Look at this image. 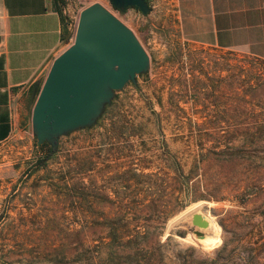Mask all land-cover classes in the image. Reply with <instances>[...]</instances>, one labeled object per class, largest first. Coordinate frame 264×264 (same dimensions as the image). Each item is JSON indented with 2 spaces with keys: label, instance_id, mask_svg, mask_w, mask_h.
Wrapping results in <instances>:
<instances>
[{
  "label": "rangeland",
  "instance_id": "obj_1",
  "mask_svg": "<svg viewBox=\"0 0 264 264\" xmlns=\"http://www.w3.org/2000/svg\"><path fill=\"white\" fill-rule=\"evenodd\" d=\"M52 1L60 8L63 41L69 45L79 11L94 1ZM146 1L149 10L145 14L137 10L134 17L128 12L118 16L111 10L139 40L149 65L134 82L114 91L93 124L59 136L48 157L49 145L43 142L47 152L40 149L31 127L0 143V264H71L66 231L84 220V214L72 208L75 203L83 208L88 202L86 195L75 199L78 192L97 188L102 194L93 201L97 207L118 205V194L128 197L121 203H128L134 190L146 187L129 178L132 162L142 159V173L164 171L163 144L177 155L184 172L188 169L192 146L189 143L187 148L184 138L189 125L225 128L264 119V91L255 84L262 71L261 59L190 40L180 33L170 2ZM244 89L241 99L237 92ZM76 156L84 160L81 173L68 182L74 189L64 195L65 188L53 184L74 165ZM120 169L125 171L123 180L117 175ZM255 205L245 206L249 212L244 213V202L235 198L187 200L167 218L159 235L166 261L196 264L213 258L223 238L241 237L247 232L245 224L255 222L252 215L260 217L261 207ZM193 213L201 214L208 226H194ZM194 231L203 235L198 238ZM245 258L239 251L223 264H242Z\"/></svg>",
  "mask_w": 264,
  "mask_h": 264
},
{
  "label": "trees",
  "instance_id": "obj_2",
  "mask_svg": "<svg viewBox=\"0 0 264 264\" xmlns=\"http://www.w3.org/2000/svg\"><path fill=\"white\" fill-rule=\"evenodd\" d=\"M63 33L64 27L62 38ZM259 63L262 71L257 73L255 84L264 91V59ZM243 91L247 89L237 92L241 99ZM184 141L187 148L189 143L192 146V162L185 172L177 155L165 144L160 149L161 160L167 163L164 171L142 173V159L132 162L129 178L146 187L134 190L128 203H121L128 197L118 194V205L97 207L93 201L102 195L97 188L84 194L78 192L75 199L86 195L88 202L83 208L77 203L72 208L74 212L81 211L84 220L78 225H69L66 231L67 253L73 256L71 264H170L159 241L167 218L187 200L221 201L228 197L244 202V213L249 212L245 206L256 203L253 208L261 207V215L251 213L256 220L245 224L247 232L231 241L223 238L213 258L196 264H223L237 257L239 251L246 254L242 264H264V119L245 126L230 124L225 128L194 123L188 126ZM38 147L45 151L47 144ZM82 159L76 156L74 165L60 174L58 184H53L62 185L64 195L74 189L67 185L80 175ZM117 171L118 178L123 180L125 171ZM179 264H185L184 260Z\"/></svg>",
  "mask_w": 264,
  "mask_h": 264
},
{
  "label": "crops",
  "instance_id": "obj_3",
  "mask_svg": "<svg viewBox=\"0 0 264 264\" xmlns=\"http://www.w3.org/2000/svg\"><path fill=\"white\" fill-rule=\"evenodd\" d=\"M180 33L204 46L264 59V0H166ZM135 8L125 12L136 16ZM52 0H0V143L30 128L41 82L65 47Z\"/></svg>",
  "mask_w": 264,
  "mask_h": 264
},
{
  "label": "water",
  "instance_id": "obj_4",
  "mask_svg": "<svg viewBox=\"0 0 264 264\" xmlns=\"http://www.w3.org/2000/svg\"><path fill=\"white\" fill-rule=\"evenodd\" d=\"M108 1L118 16L128 7L141 14L149 10L146 0ZM118 16L98 2L82 8L70 44L51 61L30 113L36 144L49 145L46 157L55 151L59 136L93 124L114 91L147 70L148 54ZM191 223L208 226L199 213L191 215Z\"/></svg>",
  "mask_w": 264,
  "mask_h": 264
},
{
  "label": "built area",
  "instance_id": "obj_5",
  "mask_svg": "<svg viewBox=\"0 0 264 264\" xmlns=\"http://www.w3.org/2000/svg\"><path fill=\"white\" fill-rule=\"evenodd\" d=\"M92 1H94V2H98V3H100L102 6H104L108 11H110L111 13H118V11L116 10V9H114L112 6H111V4L109 3V1L108 0H92ZM129 8H132V7H129ZM127 9V8H126ZM111 10H113V12L111 11ZM137 10V9H136ZM113 13V14H114ZM136 13V12H135ZM76 23H77V20H75L74 21V23L72 24L73 26H74V31H75V28H76ZM67 25L68 26H71V23L70 22H68L67 23Z\"/></svg>",
  "mask_w": 264,
  "mask_h": 264
}]
</instances>
